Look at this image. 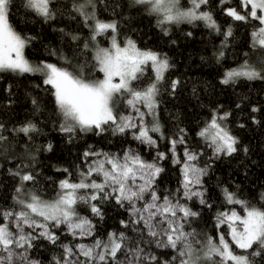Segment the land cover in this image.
Masks as SVG:
<instances>
[{
  "label": "trees",
  "instance_id": "1",
  "mask_svg": "<svg viewBox=\"0 0 264 264\" xmlns=\"http://www.w3.org/2000/svg\"><path fill=\"white\" fill-rule=\"evenodd\" d=\"M190 1L179 0L180 8H187ZM26 4L27 0H11L9 21L14 30L27 39L24 55L33 66L52 63L77 75L83 71L89 80L100 79L102 73L97 70L94 49L108 46L113 33L108 30L93 40L95 22L100 20L116 23L115 37L119 43L131 39L141 51H152L165 58L169 67L163 79L155 83L154 115L160 134L149 131L156 142L154 145L135 139L133 133L137 129L120 133L111 122L102 125L104 131L95 128L81 131L76 126L74 132H64L62 126L72 122L58 110L54 89L43 83L41 73L0 72V125L3 126L0 135L6 137L0 141V211L25 210L14 197L28 201L31 194H36L43 201L54 200L63 191L60 181L80 182L82 173L90 166L95 167L101 154L120 156L132 152L162 168L153 182V189L161 199L169 196L174 203L178 200L198 213L180 221L185 232L194 233L188 237L194 264L218 262V256L213 255L210 260L204 257L209 237L217 242L218 235L223 233L230 240L227 224L218 227V216L228 213L232 207H237L239 212L244 209L242 204L228 203L225 192L234 194L248 206L264 208V78L239 77L234 82L221 83L227 71L245 64L264 76V48L254 46L253 37L262 27L260 21L251 17L236 21L226 15L224 9L228 7L244 14L246 9L241 6V0H225L223 4L220 0H207L201 5L199 11L210 12L219 31L208 28L200 20L160 24L159 15L149 13L146 6L134 0H50L49 18L38 15ZM229 29L231 35L226 36ZM154 80L155 74L147 64L139 79L131 81V88L142 91ZM128 94L124 92L114 97V114L118 117L129 114ZM225 113L229 115L223 119V124L237 141V150L231 154L216 153L211 142L198 135L213 115ZM29 123L35 125L36 131L28 135L14 131ZM181 138L183 143L176 144L174 156L170 151L171 141ZM186 148L196 154L193 163L203 170L199 186L202 196L191 199L184 196L182 188L180 166ZM85 152L99 155L85 157ZM158 152L165 153V158L155 159ZM175 158L181 163H174ZM14 173L31 174L34 180L22 182ZM101 180L99 174L93 173L85 182L101 183ZM17 187H22L19 194ZM96 191L77 190L76 193L84 194L85 200H77L73 205L76 216L90 222L91 235H73L63 224L57 226L43 221L48 226L47 231L55 235V242L30 230L35 237L31 240L32 247L26 251L17 248L16 253H24L28 262L63 264L64 245L78 253L76 245L92 247L97 240L107 242L109 233L123 232L132 246L139 243L143 256L154 255L160 264L164 261L179 264L180 258L172 260L177 256L175 250L150 243L152 238L146 230L141 235L139 230L144 228L143 223H130L136 217L130 214L128 201H124L123 206L117 203L115 193L106 198L98 194L97 200L92 201L90 196ZM107 191L111 193V188ZM201 199L205 203L201 204ZM93 204L100 210L99 215L91 211ZM121 221L126 223L121 224ZM4 222L0 217V223ZM232 247L237 254H244L243 250ZM257 250L259 246L254 245L248 252ZM104 251L103 247L94 248L96 253ZM0 255L6 253L0 252ZM126 255V250L121 251L115 260L109 257L104 262L97 260L96 264H126ZM13 259L14 264H27L18 256ZM71 259L75 261L77 257ZM251 259L253 264H264V251ZM142 264L157 262L143 260Z\"/></svg>",
  "mask_w": 264,
  "mask_h": 264
},
{
  "label": "snow or ice",
  "instance_id": "2",
  "mask_svg": "<svg viewBox=\"0 0 264 264\" xmlns=\"http://www.w3.org/2000/svg\"><path fill=\"white\" fill-rule=\"evenodd\" d=\"M220 2L223 4L225 0H220ZM49 3L50 0H27L26 6L38 15L49 18L51 16ZM134 3L146 6L149 13L161 15L163 18L158 21L160 24L200 20L204 21L208 28L219 31L212 14L207 11H199L201 5L206 4L207 0H191V7L183 11L178 7L179 0H134ZM10 4L11 0H0V72L41 73L44 76L43 83L51 85L54 89L53 95L58 110L66 120L72 122L69 126H62L61 130L64 132L72 133L75 131L76 126L81 131H90L93 128L104 131L102 125L111 122L116 125V131L120 133H125L127 129H137L138 131L133 133L135 139L152 145L156 143L149 135V129L143 126L142 122L140 124L133 123L131 118L115 115L113 103L116 94L129 92L132 97L127 100L129 105L135 106V102L141 101L147 108L152 109L157 91L155 83L143 91L133 90L130 83L139 79V76L143 74L142 66L149 61H151L155 71L156 80L163 79V74L169 67L166 59H160L158 54L152 51H141L131 39L127 41L125 46L121 47L113 37L111 48L98 49L94 57L98 65L97 70L103 73L102 79L89 80L83 71L77 75L52 63L42 62L41 65L33 66L24 56L27 39L15 31L10 24ZM241 6L246 9L244 14L231 7L225 8L224 11L226 15L236 21H245L251 17L259 20L264 25V0H241ZM116 29L115 22L108 23L96 20L92 38L94 40L96 35L105 33L108 30L115 32ZM225 35H231V30L229 29ZM253 37L254 46L258 45L264 48V27L254 32ZM239 77L250 80L264 78L260 72L245 64L239 70L227 71L221 83L228 84ZM115 78H118V82H115ZM172 86L175 88V81ZM136 111L142 119L144 114L139 109ZM253 111H256V109L253 108ZM228 115V113H225L223 117L213 115L207 125L198 133L199 136L211 142L216 153L226 152L231 154L237 150L235 137L218 122V120L226 119ZM120 121H123V123H120ZM2 127L0 125V128ZM14 131L28 135L30 132L36 131V128L35 125L29 123ZM151 131L158 132L159 126L154 125ZM5 139L6 137L0 135V141ZM177 143H183V138L179 141L175 139L171 141L172 148L170 151L173 152L174 156ZM84 155L88 157L99 154L85 152ZM103 155L105 157L103 161L95 167L90 166L87 172L82 173L83 179L80 182L71 183L67 179L60 181V188L63 193L54 202H44L38 195L31 194L28 201L14 197L26 210L18 212L0 211V217L5 221L0 223V252L6 253V255H0V264H14L13 258L17 256L27 264H38L36 261L28 262V258L24 253H16L15 251L17 248L26 251L27 248L32 247L31 240L35 237L31 233L28 235L21 234L24 225L30 228H44L45 231L41 232L40 235L55 242L56 237L47 231L48 226L45 223H38L33 215L41 217L43 221L54 222L57 226L62 223L67 224L70 231L79 229L81 236L86 233L91 235L86 227L90 225L87 219L74 221L76 213L73 205L77 203L78 199L85 200L84 196L77 197L76 195L77 190L80 189L97 190L96 193L90 196L92 201L97 200L98 194H103L101 198H106L112 193L116 194V201L122 206L124 201H128L131 206L130 214L136 217L130 223L135 225L143 223L144 228L139 230L141 235L146 230L147 235L152 238L149 241L150 243L154 242L157 247L175 250L177 256H173L172 260L180 258L179 264H194L191 259L192 244L188 242V237L193 236L194 233L185 232L183 230L184 225L180 221L195 217L198 213L180 204L178 200L174 203L169 196H164L161 199L153 189L154 179L162 171V168L154 162L149 163L138 154L131 152H125L122 158L108 153ZM165 155L163 152H158L155 159H164ZM185 157L186 160L182 168L184 196L187 199L202 196V193L193 191L190 188V186L201 184L200 175L203 174V170L197 169L194 165L188 163L194 161L197 156L186 148ZM173 162L176 164L181 163L178 158H175ZM105 165L110 167L106 168ZM93 173L102 174L104 177L103 182H85ZM14 174L20 176L22 182L34 180V177L28 173ZM137 179L142 180L143 183L137 184ZM108 188H111V193L107 191ZM16 192L21 193L22 187H17ZM146 193L147 196H150V200L146 197ZM225 198L230 204L244 205V214L240 215L235 210L231 211L230 214L225 212L219 214L218 227L227 224L229 229L227 236L230 237V240L226 239L223 233L219 235L218 242L209 237L204 257L210 260L213 255L218 256L220 260L214 262V264H253L251 257L260 255L264 251V208L248 206L244 201L236 200L234 194L227 191L225 192ZM137 201H144L143 206L137 207ZM200 202L201 204L205 203L203 199ZM91 211L94 214H100V210L94 204ZM125 223V221H121V224ZM13 229H16V231H13ZM75 234V231H73V235ZM197 243L200 242L197 241ZM232 245L236 249L243 250L244 254H237ZM254 245H258L259 250L248 252L249 249H253ZM75 247L78 249V253L74 252L73 248L68 245L63 246L65 253L63 264H96L97 260L104 262L109 257L115 260L117 253L125 250L127 251L126 264H142L143 260L156 261L157 264H160L154 255L143 256L144 250L139 243L132 246L123 232L119 235L109 233L107 242L97 240L92 247L83 244ZM100 247H103L105 251L94 252V248ZM73 256L77 257L75 261L71 259ZM79 256L85 259L80 260ZM185 256L188 258L185 259ZM163 264H169V261H164Z\"/></svg>",
  "mask_w": 264,
  "mask_h": 264
},
{
  "label": "rangeland",
  "instance_id": "3",
  "mask_svg": "<svg viewBox=\"0 0 264 264\" xmlns=\"http://www.w3.org/2000/svg\"><path fill=\"white\" fill-rule=\"evenodd\" d=\"M178 7H179V9L181 10V11H183V10H187L188 8H190L191 7V1H190V5L187 7V8H185V9H182V8H180V6L178 5ZM160 17H161V19L163 18L161 15H159ZM262 27H264V25H262ZM113 37H115V32H113L112 33V36H111V38H110V41H109V45L108 46H104V47H101V46H97V47H95V49H94V54H96V52H97V50L98 49H100V48H111V44H112V39H113ZM115 39H116V37H115ZM127 41L128 40H125L124 42H122V43H119L117 40H116V42L118 43V44H120L121 45V47H123V46H125V44L127 43ZM25 56V55H24ZM158 57L160 58V59H165V58H163V57H161L160 55H158ZM147 64H149L150 66H151V68H152V70H153V73L155 74V71H154V69H153V67H152V64H151V61H149ZM147 64H145V65H147ZM39 65H41V64H39ZM145 65H143L142 67H144ZM240 69V68H239ZM238 69V70H239ZM103 78V73H102V76L100 77V79H102ZM156 78H155V80H154V82H152V84L153 83H156ZM115 82H118V78H115ZM130 87H131V83H130ZM147 88V87H146ZM145 88V89H146ZM144 89V90H145ZM143 91V90H142ZM129 93V92H128ZM132 97H131V95H130V93L128 94V97H127V99H126V103H127V100L128 99H131ZM128 104V103H127ZM128 106H129V114L128 115H126L125 116V118H131V121L133 122V123H137V124H140L141 122H142V124H143V126H145V127H147L148 129H149V131H151V128L154 126V125H158L157 124V121H156V116L154 115L155 114V97H154V107L152 108V109H149V108H147L145 105H144V103L143 102H141V101H137V102H135V106H133V105H129L128 104ZM137 109H139V111L141 112V113H143L144 115H143V118L141 119V117H140V115H138L137 114ZM224 116V114H221V115H219V116H217V117H223ZM70 123H71V121H69ZM218 122L219 123H221L222 124V126L223 127H225L224 126V124H223V120H218ZM226 128V127H225ZM227 129V128H226ZM138 131V130H137ZM136 131V132H137ZM157 134H160V131H158V132H156ZM231 134V133H230ZM150 135V134H149ZM232 135V134H231ZM151 136V135H150ZM152 137V136H151ZM153 138V137H152ZM154 139V138H153ZM211 144V143H210ZM152 145V144H151ZM214 147V146H213ZM215 150V149H214ZM132 153V152H131ZM173 153V152H172ZM224 153H226V152H224ZM104 154V153H103ZM103 154H101V156L99 157V160H98V163L99 162H101V161H103L104 159H105V157H104V155ZM125 154V153H124ZM124 154L123 155H120L119 157H123L124 156ZM135 154V153H134ZM114 156H116V155H114ZM185 160H186V157H185V152H184V161H183V163L185 162ZM149 163H152V162H149ZM183 163L181 164V170H182V168H183ZM188 163H190V164H192V165H194V163H193V161H190V162H188ZM98 165V164H97ZM96 165V166H97ZM157 165V164H156ZM195 166V165H194ZM105 167L106 168H108V167H110L109 165H105ZM197 169H200L199 167H197V166H195ZM101 177H102V182H103V180H104V177H103V175L102 174H99ZM200 179H201V175H200ZM100 181V182H101ZM182 181H183V175H182ZM143 183V181L142 180H139V179H137V184H142ZM200 185H193V186H190V188H191V190H193V191H198V192H200V187H199ZM183 188V187H182ZM183 191H185L184 189H183ZM63 193V191L61 192V193H59L60 195ZM76 195H77V197H79V196H84V194L83 193H76ZM146 195V197L150 200V196H147V193L145 194ZM59 197V196H58ZM58 197L57 198H55L54 200H51V201H49V202H54L56 199H58ZM85 197V196H84ZM234 198L236 199V200H239V199H237L235 196H234ZM79 200V199H78ZM43 201V200H42ZM81 201H84V200H81ZM241 201V200H240ZM44 202H48V201H44ZM143 203H144V201H137L136 202V206L137 207H142L143 206ZM238 205H241V204H238ZM26 210V209H25ZM233 210H235L238 214H240V215H243L244 214V209H243V212H239V209L237 208V207H232L230 210H229V214L231 213V211H233ZM135 217V216H134ZM33 218L38 222V223H44L43 222V220L41 219V217H38V216H34L33 215ZM78 219H85L84 217H74V221H78ZM63 224V223H62ZM63 225H65L66 226V228L69 230V228H68V226H67V224H63ZM87 228H88V226H86ZM30 230H32V232H35V231H38V233L40 234L41 232H44L45 231V229L44 228H37V227H28L27 225H24L23 226V232L21 233V234H24V235H28L29 233H31V231ZM14 231H16V229H14ZM70 231V230H69ZM73 231H75V235H78V236H81L79 233H80V230L79 229H75V230H73ZM73 231H70L71 233H73ZM89 231V230H88ZM87 234V233H86ZM221 234V233H220ZM84 236V235H83ZM218 239H219V235H218ZM227 239V238H226ZM217 242H218V240H217Z\"/></svg>",
  "mask_w": 264,
  "mask_h": 264
}]
</instances>
